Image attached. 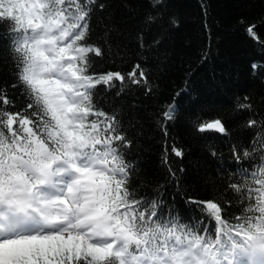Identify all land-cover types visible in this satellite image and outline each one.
<instances>
[{
  "label": "snow or ice",
  "instance_id": "obj_1",
  "mask_svg": "<svg viewBox=\"0 0 264 264\" xmlns=\"http://www.w3.org/2000/svg\"><path fill=\"white\" fill-rule=\"evenodd\" d=\"M163 2L150 0L153 9ZM97 7L104 4L0 0V40L26 101L10 111L16 103L0 86V264H264V121L248 120L247 128L257 127L251 145L233 148L231 197L186 201L197 205L199 218L182 222L159 197H138L123 154L132 141L118 115L94 104L93 96L99 85L109 91L118 82L119 96L126 78L140 87L148 78L139 63L127 76L89 72L90 54L102 55L85 42ZM161 23L149 13L144 27ZM253 28L247 32L258 40ZM251 67L255 73L264 65ZM162 115L174 120L175 104ZM197 130L227 134L219 119ZM171 151L183 158L182 149ZM233 207L239 211L230 213Z\"/></svg>",
  "mask_w": 264,
  "mask_h": 264
},
{
  "label": "trees",
  "instance_id": "obj_2",
  "mask_svg": "<svg viewBox=\"0 0 264 264\" xmlns=\"http://www.w3.org/2000/svg\"><path fill=\"white\" fill-rule=\"evenodd\" d=\"M99 3L104 8L93 12L85 42L99 47L102 55L90 54L89 72L127 76L139 63L148 78L144 87L129 86L126 78L119 96L118 82L109 91L99 85L93 96L94 104L118 115L132 141L123 152L131 165L129 188L138 197L164 200L182 222L199 218L197 205L186 201L231 197L227 185L236 177L229 173L237 166L233 148L239 151L251 145L257 127L247 128L248 120L264 121V68L254 73L251 67L264 65V0H164L156 9L150 0ZM149 13L162 23L145 28ZM249 26H254L258 40L249 36ZM14 83L16 88L11 87ZM0 86L16 103L10 111L25 106L23 85L17 81L4 40H0ZM173 103L175 119L166 122L162 114ZM243 103L251 104V110L238 107ZM216 119L227 134L197 130L199 124ZM173 145L183 150V158L174 155Z\"/></svg>",
  "mask_w": 264,
  "mask_h": 264
},
{
  "label": "water",
  "instance_id": "obj_3",
  "mask_svg": "<svg viewBox=\"0 0 264 264\" xmlns=\"http://www.w3.org/2000/svg\"><path fill=\"white\" fill-rule=\"evenodd\" d=\"M206 132H215V131H211V130H210V131H206ZM215 133H217V132H215Z\"/></svg>",
  "mask_w": 264,
  "mask_h": 264
}]
</instances>
